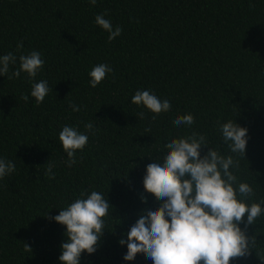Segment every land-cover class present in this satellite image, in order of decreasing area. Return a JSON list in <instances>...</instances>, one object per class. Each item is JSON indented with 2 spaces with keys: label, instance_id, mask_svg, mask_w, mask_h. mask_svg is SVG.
<instances>
[{
  "label": "trees",
  "instance_id": "1",
  "mask_svg": "<svg viewBox=\"0 0 264 264\" xmlns=\"http://www.w3.org/2000/svg\"><path fill=\"white\" fill-rule=\"evenodd\" d=\"M105 10L123 28L111 42L94 22ZM33 50L45 60L35 80L52 89L43 103L31 97L26 73L0 75V159L16 165L0 179V264H61L66 227L45 214L58 215L82 189L103 192L113 208L97 251L82 253L81 264H153L142 253L125 261L127 245L119 244L140 213L159 206L144 189L146 166L167 152L170 139L192 132L209 142L202 154L213 147L227 156L218 122L248 129L235 174L254 189L249 203L264 197V0H0V56L17 55L10 72ZM102 63L113 72L92 88L89 72ZM140 89L169 99L171 110L153 121L131 102ZM188 113L195 117L190 128L173 124ZM89 122L94 134L85 129ZM65 125L89 136L72 167L59 141ZM49 160L54 179L45 175ZM247 233L256 235L257 249L231 264H264L257 255L264 258V215Z\"/></svg>",
  "mask_w": 264,
  "mask_h": 264
},
{
  "label": "clouds",
  "instance_id": "2",
  "mask_svg": "<svg viewBox=\"0 0 264 264\" xmlns=\"http://www.w3.org/2000/svg\"><path fill=\"white\" fill-rule=\"evenodd\" d=\"M95 6L97 0H89ZM107 10L95 16V24L109 33L111 42L120 36L123 28L113 27L106 19ZM23 49V42L17 51ZM19 67L10 72V65L17 62V55L9 52L0 56V75L8 80L19 78L26 73L31 83V97L37 105L44 102L52 91L47 80L36 81L43 70L45 60L42 53L33 50L18 57ZM113 69L106 63L95 65L89 72V84L96 88ZM21 99L29 100L28 94ZM131 102L152 112L156 116L171 110L169 99L161 100L152 90L140 89L132 96ZM73 111H80L75 103L69 105ZM145 118V112L137 114ZM136 115V116H137ZM195 123L193 114L177 116L173 124L177 127H191ZM218 131L230 154L222 155L216 148L202 154L209 142L204 134L192 132L190 135L172 138L164 145L167 152L155 157L146 166L143 177L144 189L159 201V206L145 209L126 233L127 239H120L121 246L127 245L123 259L134 261L138 253L145 255L153 264H231L233 258L251 255L257 249L256 235L249 236L248 226L264 215V197L249 203L255 196L248 183L240 182L235 174L239 171V157H245L248 143V129L236 120L217 124ZM88 133L94 134V125L85 124ZM89 136L78 127L65 125L59 133V141L68 159V167L76 163L77 150L82 151ZM45 175L54 179V163L46 164ZM16 170L11 160L0 159V179ZM147 203V197L142 196ZM113 208L103 192L82 189L79 197L60 209L59 214L45 216L66 227L65 241L61 244V264H81V255L97 251L99 239L104 234L109 209ZM241 224L245 227L242 229ZM24 249L32 252L24 243ZM257 251V250H256ZM257 255L261 260L260 253Z\"/></svg>",
  "mask_w": 264,
  "mask_h": 264
}]
</instances>
